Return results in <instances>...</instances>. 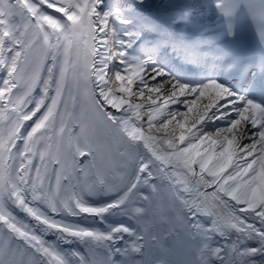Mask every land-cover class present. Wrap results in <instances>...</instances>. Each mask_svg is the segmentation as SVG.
<instances>
[{
  "label": "snow or ice",
  "instance_id": "6c2138e0",
  "mask_svg": "<svg viewBox=\"0 0 264 264\" xmlns=\"http://www.w3.org/2000/svg\"><path fill=\"white\" fill-rule=\"evenodd\" d=\"M177 247L264 264V0H0V264Z\"/></svg>",
  "mask_w": 264,
  "mask_h": 264
},
{
  "label": "bare ground",
  "instance_id": "6f19581e",
  "mask_svg": "<svg viewBox=\"0 0 264 264\" xmlns=\"http://www.w3.org/2000/svg\"><path fill=\"white\" fill-rule=\"evenodd\" d=\"M99 199H102V200H105L107 201L108 200V197H100ZM116 216L114 215H110V214H106V217H105V220H104V223L107 221L108 223H114V222H117L116 219H115ZM70 220H72L73 222H76V223H82V224H85L86 226H96V225H92V223L94 222L92 218H89L87 220H84V219H80V218H69ZM129 220L128 217L126 216H123L120 218L119 221H127ZM54 237H49V239H53Z\"/></svg>",
  "mask_w": 264,
  "mask_h": 264
},
{
  "label": "rangeland",
  "instance_id": "374dc122",
  "mask_svg": "<svg viewBox=\"0 0 264 264\" xmlns=\"http://www.w3.org/2000/svg\"><path fill=\"white\" fill-rule=\"evenodd\" d=\"M93 225H96L97 227H103V224H99L98 222L93 223ZM217 239H218V238H216V242H217Z\"/></svg>",
  "mask_w": 264,
  "mask_h": 264
}]
</instances>
